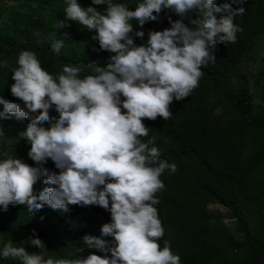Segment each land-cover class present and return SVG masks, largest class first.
Segmentation results:
<instances>
[{"label": "clouds", "instance_id": "9594fccd", "mask_svg": "<svg viewBox=\"0 0 264 264\" xmlns=\"http://www.w3.org/2000/svg\"><path fill=\"white\" fill-rule=\"evenodd\" d=\"M91 3L106 8L104 12L91 6L85 9L77 0H67L65 21L95 32L92 39L100 50L114 54L106 66L85 65L95 74L81 78L82 67L65 65L54 78L33 51L22 50L18 66L11 70L10 92L23 107L0 98V119H27L19 136L30 149L28 156L21 153L17 158L2 154L0 208L6 211L9 205H19L34 212L47 205L67 212L69 205L99 206L111 218L101 226V235L112 240L85 235L84 244L103 256L90 252L75 259H54L45 258L44 242L33 235L18 244L4 243L0 259L18 260L16 264H185L167 240L162 248L158 242L164 228L155 194L164 188L160 180L164 171L177 169L159 158V149L150 147L151 139H141L151 130L143 121L171 118L173 100L187 97L198 86L201 69L215 62V45L236 42L242 29L234 20L245 9H233L224 0L219 6L213 0H143L134 10L112 0ZM162 10L181 19L169 17V28L149 31L146 44L137 46L130 35L131 21L142 28L157 21ZM193 10L198 13L189 20L194 28L183 23ZM65 21H58L56 29L68 27ZM134 36L143 38L144 32L137 30ZM63 44L62 39H53L50 49L59 54ZM3 66L8 67L7 62ZM53 107L58 117L49 115ZM57 169L58 173L49 174ZM42 178L53 187L37 192L34 185ZM26 243L40 251L29 253Z\"/></svg>", "mask_w": 264, "mask_h": 264}, {"label": "trees", "instance_id": "16d2710c", "mask_svg": "<svg viewBox=\"0 0 264 264\" xmlns=\"http://www.w3.org/2000/svg\"><path fill=\"white\" fill-rule=\"evenodd\" d=\"M0 1V15L5 14L0 19V98L5 101L23 107V102L10 92L14 83L11 70L18 66L22 50L33 51L54 78L65 65L82 67L81 78L95 74L93 68L85 65L104 67L114 55L100 50L98 42L92 39L94 31L65 21L67 0ZM245 1L238 4L224 0L233 9H245L234 20L242 29L236 34V42L215 45V62L201 69L199 84L187 97L173 100L170 119L143 121L151 130L148 137L141 139H151L150 147L159 149V158L174 163L177 169L175 173L164 171L160 176L164 188L155 194L159 200L155 207L164 228L158 242L162 248L167 240L173 254L178 253L180 262L185 264H264V104L255 101L249 90L250 77H254V83L262 80L258 98L264 100V71L260 64H254L253 76L247 65L255 53L258 36H264V0ZM112 2L134 10L143 0ZM213 2L219 6L220 0ZM77 3L100 12L106 8L93 5L91 0ZM197 16L193 10L183 18V23L194 28L189 20ZM169 17L172 21L181 19L173 11L162 10L157 21L146 22L142 28L131 21L134 43L146 44L149 31L169 28ZM58 21L69 26L56 29ZM137 30L144 32L143 38L134 36ZM53 39L64 41L59 54L50 49ZM261 59L264 61V56ZM4 62L8 67L3 66ZM49 115L58 117L54 107ZM28 122L15 117L0 119L5 132V137L0 138V160L4 159V152L14 158L21 153L28 156L30 145L19 136ZM50 161L42 167L46 168ZM58 172L59 169L49 174ZM42 180L34 185L35 191L53 187ZM110 220V213L99 206L69 205L65 212L45 205L29 212L25 206L9 205L6 211L0 208V249L9 240L18 244L34 235L48 250L45 258L75 259L90 252L103 256L104 253L85 245L82 237L112 240L100 232L101 226ZM24 247L29 253L40 251L27 243ZM17 262L0 259V264Z\"/></svg>", "mask_w": 264, "mask_h": 264}, {"label": "rangeland", "instance_id": "374dc122", "mask_svg": "<svg viewBox=\"0 0 264 264\" xmlns=\"http://www.w3.org/2000/svg\"><path fill=\"white\" fill-rule=\"evenodd\" d=\"M1 2V1H0ZM4 13H2L0 15V19H2V17H4ZM259 39L256 43V47H255V53L253 56H251V59L249 61V63L247 64L249 66V71L252 73L253 76L256 75V70H255V67H254V64L256 66H258L260 64V66H262L261 70L264 71V61L261 59V56H264V36L263 35H260L258 36ZM250 84H249V90L253 93L254 95V100L257 101V102H260L262 104H264V100H261L258 98V94H259V86H260V83L262 82L263 84V81L260 80V79H257V82H255L254 77H250ZM209 206H218L220 207L219 204L217 203H209ZM225 219V218H224ZM227 222L229 224L232 223L231 219H227Z\"/></svg>", "mask_w": 264, "mask_h": 264}]
</instances>
